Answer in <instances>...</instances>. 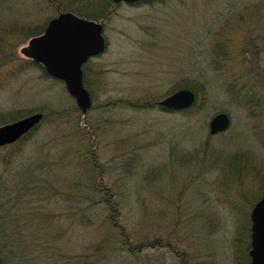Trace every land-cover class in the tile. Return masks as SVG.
<instances>
[{"label": "rangeland", "instance_id": "obj_1", "mask_svg": "<svg viewBox=\"0 0 264 264\" xmlns=\"http://www.w3.org/2000/svg\"><path fill=\"white\" fill-rule=\"evenodd\" d=\"M58 13L46 0H0V123L44 115L0 151V264H179L178 253L245 264L247 198L264 181V0L118 4L105 50L85 64V115L20 53ZM185 85L198 91L190 110L135 106ZM218 112L230 125L211 135ZM97 177L120 202L132 251L93 203Z\"/></svg>", "mask_w": 264, "mask_h": 264}, {"label": "water", "instance_id": "obj_2", "mask_svg": "<svg viewBox=\"0 0 264 264\" xmlns=\"http://www.w3.org/2000/svg\"><path fill=\"white\" fill-rule=\"evenodd\" d=\"M144 0H112L115 5L132 4ZM101 21L84 18L73 12H59L50 18L43 32L29 38L20 53L39 64L51 78L62 81L69 95L74 98L82 114L92 105V98L83 82V66L92 57L101 54L106 47ZM195 101V94L181 88L159 100L166 110H184ZM42 119L35 112L0 125V147L11 145L31 131ZM230 125L225 112L216 113L209 121V133L224 132ZM249 264H264V194L250 211Z\"/></svg>", "mask_w": 264, "mask_h": 264}, {"label": "trees", "instance_id": "obj_3", "mask_svg": "<svg viewBox=\"0 0 264 264\" xmlns=\"http://www.w3.org/2000/svg\"><path fill=\"white\" fill-rule=\"evenodd\" d=\"M46 1L48 3H50V5L52 4V6L56 10V12L70 11V12L75 13L78 16L85 17L88 19L97 20V21H101L102 23L104 20H107L111 17V15L114 13V11L117 7V5H115L112 2V0H46ZM149 1H153V0H146V1H142V2H149ZM139 3H141V2H139ZM41 28H43V26ZM41 30H44V29H40L37 31H28V33L25 36H26V38L29 39L32 36L40 34ZM220 46H223V45L219 44V47ZM220 50H222V49L220 48ZM220 50H217L218 54H221V53H222V55L225 54V52L223 50L222 51H220ZM5 54L6 55L1 57L2 61L3 60L11 61L13 59H16V57H17V55L14 53L13 54L12 53H5ZM222 57L226 58L224 56H222ZM215 62H216V60H215ZM217 64H219V63H217ZM35 65L39 66L43 70V73L45 74V76L50 77L46 74V72L44 71V69L41 65H39V64H35ZM215 67L218 68V66H215ZM83 78H84V84L86 85V83H85L86 82L85 81V64L83 66ZM178 88H188V89L192 90L195 94V101H196L198 91L195 87L185 85V86H180ZM226 88H227V91L229 93H233V90L229 85H227ZM173 91L174 90H172V92ZM194 105H195V102L192 105V107H190L189 109H186V110L192 109L194 107ZM135 106L142 108V109L143 108H154V107H157L159 109H163L157 101H153V100H145L143 102L135 104ZM186 110H183V111H186ZM43 117H44V115H43ZM13 118H12L13 120H16V119L20 118V116L13 117ZM0 124H2V123H0ZM36 127H34L31 131H29L26 135L21 137L15 143H13L11 145H6L3 147H0V151L3 150L4 148L16 147L17 144H19L22 141H24L25 139H27L34 132ZM16 154H17V151L14 152V155H16ZM233 158H235V157H233ZM241 158H242V155H240L238 157V159H234V162L241 159ZM98 166H99L98 163L93 162L92 167H94L93 168L94 170H96V168H97V170L99 171ZM96 179L97 180L94 184L93 190L97 192L98 197H97V199L93 198L94 199L93 203H94V205H97V204L101 205L102 208L108 212V215L105 219L106 220L105 223L107 222L106 224H108L110 227L114 228L117 231V233L121 239L122 245L128 251H132L134 247H130L128 244L126 227L124 224L121 225V223H119L120 222L119 216L121 215V213H120V202L118 201V199L113 198V194L111 192H108L106 188L104 189L103 187H101V184L99 182L100 181L99 177H97ZM259 187H260V189H259L258 193L254 192L253 193L254 195L247 198V202H249V204H251V207H253L254 203L264 194V181L261 183V185ZM255 193H256V195H255ZM5 198H7V194L0 189V211H1V208L4 206ZM243 226H244L245 237H246V243L244 246V249H245L244 260H245V264H249L250 258H249L248 252L250 249V226H251L249 214L245 215ZM4 231L5 230L2 231V228H0V236H3V237L6 236V239H7V235L5 234L6 231L5 232ZM125 236H126V238H125ZM155 242L157 243V245H160L159 241H155ZM141 244H142V246L145 247L146 244H149V243H144L141 241L140 245ZM161 245H164V244H161ZM2 246H4V245L2 244ZM2 250H3V248H2ZM136 250H139V246H136ZM0 255L2 256L3 253L0 252ZM177 257L180 260L179 264H185V257L182 255V253H178Z\"/></svg>", "mask_w": 264, "mask_h": 264}]
</instances>
